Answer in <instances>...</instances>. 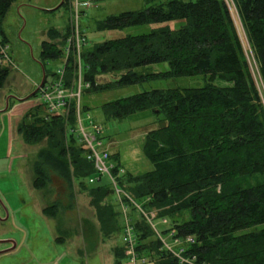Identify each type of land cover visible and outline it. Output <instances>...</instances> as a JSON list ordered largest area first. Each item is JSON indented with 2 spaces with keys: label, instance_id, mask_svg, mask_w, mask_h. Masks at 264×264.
Instances as JSON below:
<instances>
[{
  "label": "trees",
  "instance_id": "1",
  "mask_svg": "<svg viewBox=\"0 0 264 264\" xmlns=\"http://www.w3.org/2000/svg\"><path fill=\"white\" fill-rule=\"evenodd\" d=\"M13 2L0 0L2 45H7V40L1 26ZM68 2L63 0V5ZM146 3L144 10L95 22L94 32L173 21L184 24L178 29L159 26L146 34L106 40L84 49L82 82L89 88L83 90L102 93L195 76H203L207 82L201 88L152 90L102 104L99 110L106 123L149 111L157 124L146 133L142 146L152 170L132 175L110 155L111 175L145 212L154 210L157 219L169 222L164 235L173 232L174 238L193 240L185 256L194 258L195 264H264V229L236 235L264 225V107L229 7L225 0ZM234 5L264 87V0H234ZM70 32L69 24L62 32L54 28L47 31L48 40L40 44L41 64L61 61ZM60 39L62 45L55 42ZM160 63H166L169 70L137 71ZM66 70L64 81L70 85L74 77L72 58ZM9 72L8 66L0 65V89ZM107 75L118 78L97 84L98 77ZM47 76L43 71V81ZM216 80L230 86L217 87L213 84ZM87 111L81 106V113ZM74 122L73 106L65 118L48 114L42 104H37L17 124L16 132L25 144H46L32 165L33 186L47 188L57 179L72 199V186L77 184L87 191L102 232L118 234L122 229L119 213L111 204L103 203L112 195L111 184L108 180L102 184V178L88 183L96 172L85 148L69 132ZM126 206L137 248L149 264H180L163 249L145 218L127 201ZM115 258L116 264H125L122 243Z\"/></svg>",
  "mask_w": 264,
  "mask_h": 264
},
{
  "label": "rangeland",
  "instance_id": "2",
  "mask_svg": "<svg viewBox=\"0 0 264 264\" xmlns=\"http://www.w3.org/2000/svg\"><path fill=\"white\" fill-rule=\"evenodd\" d=\"M74 2L75 0H69L68 4L63 5V0H14L1 26L12 65H6L10 72L0 89V264H116L115 251L122 243L121 231L111 235L102 232L95 209L90 206L87 191L79 188L77 184L74 183L72 186V199L69 197L67 187L65 186L64 191L57 179H54L47 188L33 186L32 165L37 153L45 148L46 144L43 141L27 145L16 132L17 124L25 113L39 104V95L32 93L37 92L42 82L43 71L47 73V80L50 81L61 65L60 60L41 64L40 44L48 40L49 29L54 28L62 32L68 24L71 25L70 17L74 10ZM78 2L88 4L79 19L81 31L87 41L86 48L106 40L146 34L150 29L159 26L167 25L171 29H178L184 24L183 21H173L164 25L94 32L95 22L123 12L144 10L148 7L146 0H78ZM225 2L240 33L249 69L264 107V87L253 53L241 29L234 0ZM55 42L62 45V39ZM72 64V74L76 77L78 67L74 57ZM168 70L166 63L137 69L141 73H161ZM117 78V75H107L98 77L96 81L97 84L103 85ZM33 80L38 83L35 90ZM206 82L203 76H195L150 81L102 93H87L83 90L81 106L87 107L88 111L82 113V116L83 119L89 117L102 125L103 140L109 154L117 158L124 171L139 175L152 170L151 164L142 154V146L146 133L157 127L154 116L151 112L144 111L122 122L106 123L102 119L99 107L106 102L142 92L201 88ZM213 84L217 87L230 86V83L221 80H216ZM13 107L16 112L11 114ZM101 182L108 184L106 177H102ZM55 203L59 205L54 207ZM103 203L111 204L119 213L113 192L110 197L104 198ZM117 220L121 226L120 214ZM152 224L159 233H162L163 239L168 240L163 232L168 228L169 222L164 225L160 219H155ZM261 229H264V225L237 232L236 235ZM9 240L14 241L16 247H13L14 243H8Z\"/></svg>",
  "mask_w": 264,
  "mask_h": 264
},
{
  "label": "built area",
  "instance_id": "3",
  "mask_svg": "<svg viewBox=\"0 0 264 264\" xmlns=\"http://www.w3.org/2000/svg\"><path fill=\"white\" fill-rule=\"evenodd\" d=\"M87 3L74 2V10L71 13V32L63 48L61 65L53 74L50 81H43L37 88L39 95V104L45 108L48 114L62 115L67 118L71 106L74 108V128L72 131L76 134L79 143L85 148L87 159L92 162L96 177L88 180L89 184H94L99 178L106 177L111 184L114 193L115 202L119 208L121 217V241L123 245V254L125 264H149L147 257L142 255L137 248V240L131 221L128 217V208L126 201L129 202L146 220L156 237L162 244L163 249L169 252L177 259L180 264H195L194 258L185 256L186 247L193 243L191 238L179 240L174 238L173 232L168 233L167 239H163L152 221L157 219L156 211L145 212L144 209L135 202L126 192L117 186L115 178L111 175L113 164L109 159V151L104 141L101 139L104 129L101 125L94 122L91 118L83 119L81 113V95L83 89L89 88V84L82 82V51L86 48L87 41L81 32L79 24L80 17L86 11ZM73 23V24H72ZM74 57L77 61L78 73L73 77L70 85L65 83L67 73L66 66L69 58ZM0 65H12V60L8 54V46L0 43ZM164 225L168 222L166 219H160ZM171 242V244L169 243Z\"/></svg>",
  "mask_w": 264,
  "mask_h": 264
},
{
  "label": "crops",
  "instance_id": "4",
  "mask_svg": "<svg viewBox=\"0 0 264 264\" xmlns=\"http://www.w3.org/2000/svg\"><path fill=\"white\" fill-rule=\"evenodd\" d=\"M33 81H34V83H33V84H34V89H33V90H35V85L37 86L38 83H36V80H33ZM42 81H43V78H42ZM40 84H41V83H40ZM40 84H39V85H40ZM34 93H35V91H33L32 94H34ZM32 94H30V95H32ZM30 103H31V102H29V104H30ZM8 108H9V107H8ZM1 111H4V110H1ZM13 112H16L15 109H14V107H13V109H12V111H11L10 113L13 114ZM4 243H5V242H4ZM8 243L11 244V243H14V241L9 240ZM13 247H16V243L13 244ZM8 251H10V250H8Z\"/></svg>",
  "mask_w": 264,
  "mask_h": 264
},
{
  "label": "water",
  "instance_id": "5",
  "mask_svg": "<svg viewBox=\"0 0 264 264\" xmlns=\"http://www.w3.org/2000/svg\"><path fill=\"white\" fill-rule=\"evenodd\" d=\"M43 83V81L41 82V84Z\"/></svg>",
  "mask_w": 264,
  "mask_h": 264
}]
</instances>
